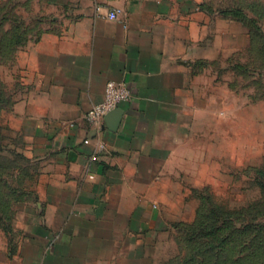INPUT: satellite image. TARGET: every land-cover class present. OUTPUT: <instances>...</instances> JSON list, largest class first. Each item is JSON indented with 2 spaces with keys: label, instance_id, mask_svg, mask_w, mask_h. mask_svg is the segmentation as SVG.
Wrapping results in <instances>:
<instances>
[{
  "label": "crops",
  "instance_id": "crops-1",
  "mask_svg": "<svg viewBox=\"0 0 264 264\" xmlns=\"http://www.w3.org/2000/svg\"><path fill=\"white\" fill-rule=\"evenodd\" d=\"M24 1L31 41L26 64L13 62L9 116L23 157L0 177L11 182L0 191V264L185 261L179 248L213 210L192 199L214 201L196 141L210 127L194 91L205 42L195 0ZM108 81L131 99L91 125Z\"/></svg>",
  "mask_w": 264,
  "mask_h": 264
},
{
  "label": "rangeland",
  "instance_id": "rangeland-1",
  "mask_svg": "<svg viewBox=\"0 0 264 264\" xmlns=\"http://www.w3.org/2000/svg\"><path fill=\"white\" fill-rule=\"evenodd\" d=\"M18 1L0 0V177L11 172L12 159L23 157L12 149L22 140L9 118L21 78L13 62L26 64L31 41L27 3ZM195 2L204 15L205 42L192 67L194 91L210 127L196 141L209 163L200 177L210 180L201 184L214 201L199 192L192 203L211 205L215 213L197 216L189 249L179 248L187 259L176 264H264V0ZM10 183L0 181V191Z\"/></svg>",
  "mask_w": 264,
  "mask_h": 264
},
{
  "label": "built area",
  "instance_id": "built-area-1",
  "mask_svg": "<svg viewBox=\"0 0 264 264\" xmlns=\"http://www.w3.org/2000/svg\"><path fill=\"white\" fill-rule=\"evenodd\" d=\"M118 13L117 9L109 10L107 17L115 19ZM130 99L131 92L123 82L108 81L102 100L94 104L86 112L85 120L91 125L99 126L107 113L118 107L122 102H128Z\"/></svg>",
  "mask_w": 264,
  "mask_h": 264
},
{
  "label": "water",
  "instance_id": "water-1",
  "mask_svg": "<svg viewBox=\"0 0 264 264\" xmlns=\"http://www.w3.org/2000/svg\"><path fill=\"white\" fill-rule=\"evenodd\" d=\"M120 112L121 110L118 107H116L115 109H113L112 111H110L109 113L105 115V119L108 120L110 117H114V116L118 118V115L120 114Z\"/></svg>",
  "mask_w": 264,
  "mask_h": 264
},
{
  "label": "trees",
  "instance_id": "trees-1",
  "mask_svg": "<svg viewBox=\"0 0 264 264\" xmlns=\"http://www.w3.org/2000/svg\"><path fill=\"white\" fill-rule=\"evenodd\" d=\"M214 213H215V210L211 211V213H210L209 216L211 217L212 214H214ZM210 228H211V226H210ZM200 229H201V228H199V230H200ZM205 229H206V228L203 227L202 230H200V231H203V232H204ZM199 230H198V231H199ZM210 232H211V231H210ZM198 233H199V232H198ZM201 233H202V232H201ZM195 234H196V231H195V229H194V230H192L191 234H189V235L187 236V239H186V240H187V241L190 240V236H196ZM204 234H205V232H204ZM192 238H193V237H192ZM186 259H187V258H186ZM186 259H185V261H186ZM185 261H183V262H185ZM187 261H188V260H187Z\"/></svg>",
  "mask_w": 264,
  "mask_h": 264
}]
</instances>
